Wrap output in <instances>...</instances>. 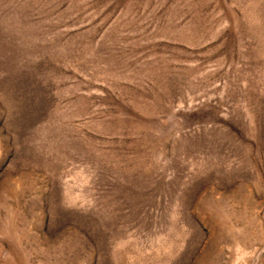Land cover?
I'll list each match as a JSON object with an SVG mask.
<instances>
[{
	"label": "rangeland",
	"instance_id": "374dc122",
	"mask_svg": "<svg viewBox=\"0 0 264 264\" xmlns=\"http://www.w3.org/2000/svg\"><path fill=\"white\" fill-rule=\"evenodd\" d=\"M0 264H264V0H0Z\"/></svg>",
	"mask_w": 264,
	"mask_h": 264
}]
</instances>
